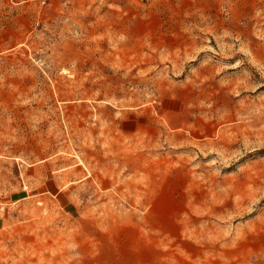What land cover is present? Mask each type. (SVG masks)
Segmentation results:
<instances>
[{
	"label": "rangeland",
	"instance_id": "1",
	"mask_svg": "<svg viewBox=\"0 0 264 264\" xmlns=\"http://www.w3.org/2000/svg\"><path fill=\"white\" fill-rule=\"evenodd\" d=\"M0 264H264V0H0Z\"/></svg>",
	"mask_w": 264,
	"mask_h": 264
}]
</instances>
